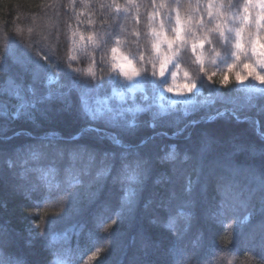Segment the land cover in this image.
Instances as JSON below:
<instances>
[{"label": "trees", "instance_id": "trees-1", "mask_svg": "<svg viewBox=\"0 0 264 264\" xmlns=\"http://www.w3.org/2000/svg\"><path fill=\"white\" fill-rule=\"evenodd\" d=\"M81 11L0 0V183L15 189L4 203L0 186V264H264L259 104L206 85L199 107L93 117L84 94L116 80L75 73L65 28Z\"/></svg>", "mask_w": 264, "mask_h": 264}, {"label": "clouds", "instance_id": "clouds-1", "mask_svg": "<svg viewBox=\"0 0 264 264\" xmlns=\"http://www.w3.org/2000/svg\"><path fill=\"white\" fill-rule=\"evenodd\" d=\"M68 20L69 60L91 81H149L172 107L205 85L264 86V0H82Z\"/></svg>", "mask_w": 264, "mask_h": 264}, {"label": "rangeland", "instance_id": "rangeland-1", "mask_svg": "<svg viewBox=\"0 0 264 264\" xmlns=\"http://www.w3.org/2000/svg\"><path fill=\"white\" fill-rule=\"evenodd\" d=\"M149 83L150 82L146 81L143 82V92L130 91L129 86L124 85L117 80L111 91L105 93L103 96L94 94L89 90L84 94L86 108L89 113L95 118H101L107 121L116 122L129 116L131 117L130 121H132L135 114L140 110L148 111L152 116H158L175 110H186L192 107H199L209 101L212 97L209 89H207V86L205 85L202 86L196 93L178 102L175 107H172L171 105H169L167 100L160 101L158 99L156 89H154L151 83ZM231 89L233 94H237V97L242 99V101L246 105H252L251 103H254L256 105L259 104L257 106L261 107V111H264V86H257L249 82L248 84L242 86H232ZM121 93L124 96L123 100L119 98V94ZM254 104L253 106H255ZM47 175L48 173H45V177ZM0 176L3 177V174ZM5 182L4 184L0 183V186H3V191L5 193V198L2 201H4V203H12V194L13 190L15 191V189L12 190L10 188L11 186L7 184V180H5ZM111 198H113V196ZM3 206H5V204H3ZM21 206L25 208L24 205ZM144 219L147 218L144 217ZM111 243H113V240ZM155 250L156 252H161L159 250V247H157ZM157 261H159L161 264H170V260L167 254L158 257ZM51 264L74 263L71 261L70 252L67 251L59 258L54 260Z\"/></svg>", "mask_w": 264, "mask_h": 264}]
</instances>
